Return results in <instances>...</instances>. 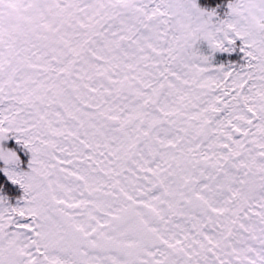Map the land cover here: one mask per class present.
Listing matches in <instances>:
<instances>
[{
  "label": "snow or ice",
  "instance_id": "obj_1",
  "mask_svg": "<svg viewBox=\"0 0 264 264\" xmlns=\"http://www.w3.org/2000/svg\"><path fill=\"white\" fill-rule=\"evenodd\" d=\"M0 264H264V0H0Z\"/></svg>",
  "mask_w": 264,
  "mask_h": 264
}]
</instances>
